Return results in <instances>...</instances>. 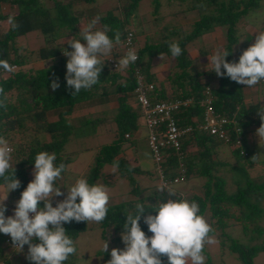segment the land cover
Returning a JSON list of instances; mask_svg holds the SVG:
<instances>
[{"label": "trees", "instance_id": "16d2710c", "mask_svg": "<svg viewBox=\"0 0 264 264\" xmlns=\"http://www.w3.org/2000/svg\"><path fill=\"white\" fill-rule=\"evenodd\" d=\"M89 1L91 0H0V22L7 20L6 28L0 30V59L8 61L15 67L14 73H6L0 69V86H3L8 97L7 110L0 108V136H3L14 149L10 163L13 164L15 177L20 181V187L7 194L8 201H4L6 208L11 206L14 210L21 192L33 179L36 154L42 151L55 153L54 163L57 166L68 162L69 159L61 150L73 129L72 124L68 122L71 112L80 107L96 108V111L91 109V113L81 117L80 125L94 126L111 122L112 138L109 143H102L94 148L91 161L82 178L92 185L97 184L96 181L101 176L98 183L110 185V176L115 175L125 181L128 193L127 198L108 203L105 220L96 223L101 241L103 244L105 241L108 243V251L101 250L96 253L101 255L100 260L97 262L94 260L96 264H107L108 253L112 248L125 247L121 244L123 223L128 214H136L137 203H142L146 209L141 213L139 221L141 230L146 236L152 234L143 217L148 214L155 215V206L170 198L166 191L157 190L159 181L163 179L173 186L176 184L173 181L175 178L179 182H190L192 178L203 179L196 183L197 191L186 194L188 190H176L177 196L171 198L183 197L195 201L199 206L198 214L212 227L213 231L209 234H216L219 246L233 253L240 264H252V258L257 252L264 254V172L250 174L248 167L252 166V161L256 159V150L254 146L245 144V135L252 128L258 129L261 125V118L264 119V102L252 103L248 100L246 103L243 89L247 86L232 81L227 76H217L214 71L208 70L211 66L204 71L194 72L191 66L193 59L207 55L208 50L198 49L197 55H190L191 57L187 50L188 45L200 35L219 30L223 38L220 49L229 52L225 57L226 61L238 62L242 52L250 45L246 46L249 41L246 38L244 42L237 44L236 24L248 11L258 6L259 0H150V10L153 14L156 13L160 2L164 1L169 7L173 4L171 8L173 11H168L167 14L173 15L174 23L161 24L157 29L160 36L154 43L144 40L136 47L135 29L126 24L133 16L139 0H121L115 11L106 10L97 16L99 27L113 40L111 56L101 57L105 62L98 83L91 89H82L79 94L72 96L73 89L66 85L68 57L64 51H72L67 40L81 39V35L76 33V23L81 9L75 4ZM1 4L15 6V11L4 14L1 12ZM190 11H195L192 19L186 18L183 23L177 19L178 13ZM9 17L15 18L19 24L18 29H11ZM162 20L165 22V18ZM34 31L42 35V44L30 51L29 55L32 61L45 62L38 68H33L29 64L31 59L19 50L20 45L15 42V37ZM129 31L131 32L129 49L133 47L139 58L127 68H121L119 60L128 51L122 42ZM116 32L120 33L119 43L115 42ZM243 34L247 38L250 36L248 33ZM62 39L65 41H61ZM171 42L179 43L182 49L180 56L172 57L168 47ZM158 55L170 57L173 61V71L167 76L171 86L168 93L161 83L155 84V77L151 71V60ZM134 72L140 73L146 82L153 83V89L149 94L151 103L164 99H192L189 106L174 113L179 128L190 125L191 129L181 138L177 149L168 146L163 148L157 162L152 160L148 150L151 158L150 169L147 166L142 168L136 160H128L124 154V149L134 147V141L137 139L133 134L140 126L137 122L139 109L132 92L136 84ZM203 75L206 76L202 81L199 77ZM53 81L59 83L55 91L51 88ZM259 84L264 85V80L253 88ZM206 97L214 114L236 121L238 131L235 134H240L238 146H232L231 138L224 142L193 124L192 118L196 121L201 120L202 106L199 101ZM111 101L113 106L98 109V106ZM141 122V127L145 131L144 121ZM226 127L228 128V125ZM232 131L233 129H228L229 137H233ZM15 137L19 138L15 141ZM219 146L228 147L232 159L230 162L218 159ZM240 150L244 154L240 153ZM116 162L118 167L112 173L101 171L102 166L114 167ZM258 163L264 166V153L258 159ZM142 178H154L156 185H147ZM4 187L3 180L0 179V188ZM192 187L189 186V190ZM183 188L186 189V186ZM39 206L43 207L41 202ZM233 225L239 226L246 242L226 233V229ZM86 226L85 221L63 224L66 234L73 241ZM38 242L35 239L33 241ZM110 242L113 244L112 247ZM2 246L16 248L10 236L4 233H0V264H8L7 255L1 253ZM83 255V253L76 255L75 252L64 264H74L75 260ZM161 260L162 264H168L166 256H161ZM27 264L34 262L29 261Z\"/></svg>", "mask_w": 264, "mask_h": 264}, {"label": "clouds", "instance_id": "9594fccd", "mask_svg": "<svg viewBox=\"0 0 264 264\" xmlns=\"http://www.w3.org/2000/svg\"><path fill=\"white\" fill-rule=\"evenodd\" d=\"M98 20L99 17L93 18L83 28L81 39L84 43L81 39L67 40L72 51H64L68 57L65 79L66 85L73 89L72 96L79 94L82 89L89 90L98 83L105 62L100 57L111 56L113 40L104 30H94ZM9 25L12 30L19 28L14 17H9ZM115 42H120L119 32L115 33ZM168 47L172 57L182 54L178 42H171ZM228 55L227 50H215L210 61L208 58L211 64L208 70L214 71L219 77L227 76L232 81L247 87H253L264 80V32L255 36L254 43L242 52L238 62L226 61L225 57ZM138 58L136 51L129 49L119 60V65L121 68H127ZM222 68L224 71H221ZM0 69L6 73L15 71V67L3 59H0ZM58 87V81L51 83L53 91ZM7 100L4 88L0 86V108L5 111ZM138 113L144 121L141 113L139 111ZM146 134L145 127V142ZM256 135L259 140L264 139L262 118ZM13 151L8 141L0 136V179L6 186V192L0 198V233L9 235L13 245L20 251L27 245L26 259L34 264H64L71 255L75 254L76 248L73 239L66 234L63 224L73 221L96 223L104 221L108 212V190L102 184L90 185L85 178H79L67 189L65 195L60 187H55V181L65 171V165L60 163L57 166L54 163L55 153L42 151L35 156L33 179L16 201L14 214L5 216L4 201L7 194L20 187V181L14 174L13 164L10 163ZM117 167L118 162L114 163L113 171ZM157 190L166 191L170 198L155 206V215L148 214L143 217L152 235L146 236L141 230L139 221L141 213L146 209L142 203H137L136 214H128L123 223L121 239L125 247L112 248L111 259L107 264H162L161 256L167 257L168 264H205L204 247L215 241L209 236L213 231L212 227L203 216L198 214V204L183 197L171 198L176 197L177 193L175 188L166 182H160ZM58 196L64 198L53 206L52 200ZM40 202H43V207L39 206ZM34 239L39 242L33 243ZM102 250L108 251L106 241Z\"/></svg>", "mask_w": 264, "mask_h": 264}, {"label": "rangeland", "instance_id": "374dc122", "mask_svg": "<svg viewBox=\"0 0 264 264\" xmlns=\"http://www.w3.org/2000/svg\"><path fill=\"white\" fill-rule=\"evenodd\" d=\"M121 0H91L88 3H77L75 6L81 11L79 12L80 16L78 17L76 28H77V34L81 35L82 29L87 25V22L93 20V18L102 15L104 11L111 10L112 12L116 10V6L120 4ZM150 0H139L135 9V12L133 16L127 21L126 26L130 28L135 29V36H134V46H140L143 41L152 42L154 43L158 38L160 32L157 30L159 27H161V24L163 23H174L173 21V15L167 14L168 11H173L171 8L173 7V4H170L169 6H166L164 4V1L160 2L159 7L156 11V13H152L150 10ZM75 8V7H74ZM75 8V9H77ZM113 8V9H112ZM83 9V10H82ZM15 11V6L8 7L6 4H1V12L2 13H13ZM179 15V16H178ZM178 18H181L180 20L183 21L188 18V20L192 19V17L195 16V11L190 12H184V13H178ZM165 18V22L162 20ZM86 20V21H85ZM98 23V22H97ZM185 23V22H184ZM147 26V30L145 31L141 29L143 25ZM7 26V20H3L0 22V30L5 29ZM145 28V26H144ZM102 30L101 27H99V24L95 25L94 30ZM236 30L238 34V43L240 44L244 42V38L248 39V43H246V46L251 45L255 41V36L261 32H264V0L258 1V6L254 9L248 11L246 15L241 18L237 24H236ZM248 33L250 36L247 38L245 34ZM245 36V37H244ZM222 34L219 30H217L214 33H205L204 35H200L195 40L191 42L190 47H188V55L190 56H196L198 49L206 48L208 50V54L205 56H201L198 59H193L192 61V70L195 71H204L206 70L210 64V58L215 52V50L220 49L222 44ZM61 41H65V39H62ZM15 42L17 45H20L21 52L31 61H29V64L33 68H38L41 65H43V62L39 61H32V57H30L29 52L32 50H35L38 45L42 44V35L37 32H28L23 35H19L15 37ZM84 43V42H83ZM118 50V46L116 47ZM190 56V57H191ZM103 57V56H101ZM100 57V59H101ZM209 58V61H208ZM164 62L167 66V70H164L162 75L168 76L167 73H171L173 71V61L170 57H165L164 55H158L153 59V63L161 64V62ZM164 66L159 65V67L156 69L159 74H161V68ZM205 74V73H202ZM166 76V77H167ZM206 75L200 76L199 78L203 81V77ZM168 78V77H167ZM212 82V80H211ZM243 93L245 94L246 103L248 100L250 102H264V85L259 84L256 88H247L245 87L243 89ZM109 106H113V102H108L106 105H100L98 106V109H105L109 108ZM91 109L93 111H96V108H90V107H80L79 109H74L71 112V115L68 117V122L72 124L73 129L68 137L67 141L63 144L61 152L63 155L69 159L68 162L65 164V171L61 173V177L55 181V187H60L61 191L66 195L67 189L73 186L77 179L82 178L84 171L86 170L87 166L89 165L92 157V153L94 151V148L102 143H109L112 138V128L113 125L111 122H103L100 125H80V119L81 117H84L85 114L91 113ZM142 118L141 116L137 117V122L140 124L138 131H140V134L143 132V129L141 127ZM255 128H252L251 131L245 135V144L254 146L256 153L254 159L252 161V166L248 167L249 172L251 175L255 174H262L264 172V166L260 163H258V159H260L264 153V139L259 140V137L256 135ZM137 133L134 132L133 136L135 137L134 141V149L137 152H140V154L144 155V160L138 161L139 165L142 167L146 165L147 167L150 165L149 160L146 159V155L148 153L146 147L142 144V139H139L138 136L136 137ZM19 138V137H18ZM14 140L16 141V139ZM139 139V140H138ZM251 139V140H250ZM250 143V144H249ZM130 148L124 149V154L130 155V153H133V151H129ZM139 154V156H140ZM217 157L218 159L230 162L231 156L228 151V147L226 146H219L217 148ZM145 163V164H144ZM150 169V168H149ZM101 171L103 173L108 172L112 173L113 166L111 165H104L101 168ZM101 176L97 179V184L100 182ZM110 185H104L109 194V202H116L120 201L121 199H125L128 197L127 191V185L124 180L119 179L115 175L110 176ZM143 179V178H142ZM144 183H147V185H156V180L154 178L152 179H143ZM200 180L202 181V178H192L190 182H184L180 181L174 184L172 187L175 188V190L183 191L188 190L185 193H189L191 191H197L195 190L196 183H199ZM140 183H142L140 181ZM193 186L189 190V186ZM186 186V189L183 187ZM188 186V187H187ZM6 192V186L4 188H0V198L4 196ZM8 195L6 200L8 199ZM64 196H58L55 197L52 200L53 206L55 204L62 200ZM8 201V200H7ZM13 201V200H12ZM42 206H43V202ZM5 216H11L14 214V210L11 206L6 208ZM87 226L84 231H81L78 233L74 245L76 248V255L79 253H83L84 255L82 257H78L74 264H96L97 260H100L101 255H96L97 252H100L103 249V241H101L99 234H98V228L96 222L89 221L86 222ZM226 233H229L231 236L236 237L244 242H246L245 236L242 235L240 228L238 225H233L232 227H228L226 229ZM152 234H149L147 236H151ZM212 239H214V243L206 244L203 250V255L205 256V264H240V262L234 257L233 253H230L227 251L226 248H221L219 246V240L216 234H209ZM258 242V241H257ZM111 247L113 244L110 242ZM121 244H124L123 241H121ZM118 246L120 244L117 243ZM13 248V247H12ZM120 249V248H118ZM1 253L7 255L8 264H27L29 263V260L26 259L27 253H28V247L24 246L23 250L20 251L17 248L11 249L9 246H2L1 247ZM108 260L111 259L110 253H108ZM96 262H95V261ZM0 263H1V257H0ZM31 263V261H30ZM252 264H264V254L262 252H257L253 258H252Z\"/></svg>", "mask_w": 264, "mask_h": 264}, {"label": "built area", "instance_id": "2783aa9c", "mask_svg": "<svg viewBox=\"0 0 264 264\" xmlns=\"http://www.w3.org/2000/svg\"><path fill=\"white\" fill-rule=\"evenodd\" d=\"M122 45L125 50H129V46L131 45L130 31L126 33ZM134 73L136 79V84L132 90L134 100L137 103L147 129L146 144L148 150L152 160L157 162L160 160L162 148L168 146L177 149L181 138L191 129L190 125L179 128L176 124L174 113L179 111L180 108L189 106L192 99L177 98L174 100H158L151 103L149 94L153 89V83L146 82L140 73ZM199 102L202 106V117L200 121L192 118L193 124L224 142H227L231 138L233 146H238L240 144V137L238 134H235L238 131V128L235 126V120L214 114L207 97L202 98ZM227 125L228 128L226 127ZM228 129H233L234 135H231L233 137H229ZM240 153H242L241 150ZM177 180V178L173 179L174 182ZM162 181L165 182L161 179L160 182Z\"/></svg>", "mask_w": 264, "mask_h": 264}, {"label": "crops", "instance_id": "0c3cea01", "mask_svg": "<svg viewBox=\"0 0 264 264\" xmlns=\"http://www.w3.org/2000/svg\"><path fill=\"white\" fill-rule=\"evenodd\" d=\"M167 13H169V12H167ZM179 16V15H178ZM178 16H177V19L178 20H180L181 18H178ZM188 19V18H187ZM86 21V20H85ZM180 22H182L181 20H180ZM87 24H88V22H87ZM98 23H96V25H97ZM144 26H145V28H144ZM141 29H142V31H143V29L146 31L147 30V26L144 24L142 27H141ZM83 30V29H82ZM82 43L84 42L83 40L81 41ZM188 47H190V46H188ZM156 57V56H155ZM155 57H153L152 58V60H151V64H152V66H151V71H152V73H153V75H154V77H155V84L157 85L158 83H161V85L166 89L165 90V92H169L170 91V89H171V86L169 85V83H168V80H167V75L166 76H164V75H162V73L164 72V70H167V66L165 65V63L162 61L161 62V64H156V63H153V59L155 58ZM159 65H162V66H164L163 68H161V74H159L158 72H157V68L159 67ZM167 74H169V73H167ZM165 100V99H164ZM155 101H158V100H155ZM137 133V135H135L136 137L138 136V138L139 139H142L141 141H142V144L145 146V147H147L146 146V142H145V131H144V128H143V132L140 134V131H138V132H136ZM138 139V140H139ZM147 149V148H146ZM129 151H133V153H130V155H126V158H128V160H130V161H134V160H136V162L138 163V161H140L141 159L142 160H144V155L143 154H140V152H137L135 149H134V147L133 148H130V150ZM147 151H148V149H147ZM139 154H140V156H139ZM146 159H148L149 160V164H151V158H150V156H149V153H147V155H146ZM145 164V163H144ZM146 167V165H144V166H142V168H145ZM148 168H150V166H148ZM91 264H93V262L91 263Z\"/></svg>", "mask_w": 264, "mask_h": 264}]
</instances>
